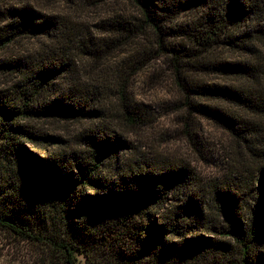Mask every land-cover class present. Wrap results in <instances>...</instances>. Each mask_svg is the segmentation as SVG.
<instances>
[{"label": "trees", "instance_id": "1", "mask_svg": "<svg viewBox=\"0 0 264 264\" xmlns=\"http://www.w3.org/2000/svg\"><path fill=\"white\" fill-rule=\"evenodd\" d=\"M130 1L138 17L114 20L111 27L127 43L150 35L152 57L168 56L186 111L223 128L248 161L234 166L233 177L205 188L185 165L123 159L119 152L131 146L106 123L81 134L86 148L80 155L47 151L56 138L21 120L102 118V88L78 81L56 16L28 6L0 9V21H7L0 50L25 35L51 43L16 63L0 62V69L25 80L12 97L0 96V235L36 244L45 255L41 264H77L76 251L86 264H264V67L252 61L258 59L255 43L264 41V0ZM186 10L205 14L192 24L168 25ZM253 19L258 23L245 29ZM218 45L251 61L209 58ZM197 72H220L237 83H201L190 75ZM118 99L117 121L140 128L151 120L124 92ZM199 100L223 101L234 110ZM24 142L46 156L31 153Z\"/></svg>", "mask_w": 264, "mask_h": 264}, {"label": "rangeland", "instance_id": "2", "mask_svg": "<svg viewBox=\"0 0 264 264\" xmlns=\"http://www.w3.org/2000/svg\"><path fill=\"white\" fill-rule=\"evenodd\" d=\"M31 7L45 15L56 16L69 38L67 51L75 59L78 81L92 80L102 88L99 93V109L105 116L93 120L75 121L62 116L26 118V126L56 138L46 145L47 151L65 158L80 155L85 150L81 134L88 128L106 123L116 134L130 144L121 150L123 159L146 158L160 164L185 165L207 188L210 184L223 181L237 173L234 166L248 161L243 146L236 142L223 128L194 112L189 114L183 106V99L175 83L174 75L166 55L154 54L150 35L124 42L109 23L114 20H135L136 7L130 0H0V9ZM204 11H184L168 25L197 22ZM7 21H0V27ZM258 22L247 21L245 29H251ZM181 41L180 38L172 42ZM50 45V39L42 36H19L0 50V62L16 63L23 56H34L41 48ZM259 62L264 67V41L256 42ZM144 50V52H143ZM208 57L220 61L238 62L249 55L231 50L227 45L214 46ZM201 83L230 86L237 81L220 72H197L190 74ZM25 80L12 69H0V96H13L15 89L23 87ZM125 93L131 103L145 109L151 119L140 128H134L126 121L118 120L114 113L119 108V93ZM203 105L225 107L232 105L218 100H199ZM237 112L242 113L238 109ZM123 121V122H122ZM24 146L39 158L46 156L24 142ZM28 171V170H27ZM26 171V172H27ZM233 171V172H232ZM77 264H86L85 257L75 252ZM45 255L29 241L18 240L8 234L0 235V264H41Z\"/></svg>", "mask_w": 264, "mask_h": 264}]
</instances>
